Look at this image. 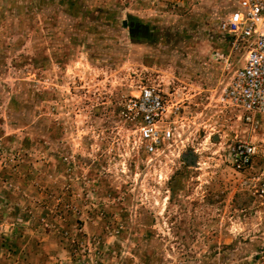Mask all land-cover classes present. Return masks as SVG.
I'll use <instances>...</instances> for the list:
<instances>
[{"label": "rangeland", "instance_id": "obj_1", "mask_svg": "<svg viewBox=\"0 0 264 264\" xmlns=\"http://www.w3.org/2000/svg\"><path fill=\"white\" fill-rule=\"evenodd\" d=\"M236 4L0 0V264H264V198L225 157L264 145L225 94ZM143 86L157 153L125 108Z\"/></svg>", "mask_w": 264, "mask_h": 264}, {"label": "built area", "instance_id": "obj_2", "mask_svg": "<svg viewBox=\"0 0 264 264\" xmlns=\"http://www.w3.org/2000/svg\"><path fill=\"white\" fill-rule=\"evenodd\" d=\"M221 28L231 37L232 48L245 57L244 66L236 70L226 89V98L246 111L242 120L254 130L264 127V0H237ZM125 106L146 152L160 151L163 142L174 135L168 100L161 90L143 86ZM263 147L235 139L227 145L225 157L235 171L246 175L247 187L264 198V163L259 173L253 171L257 161L264 160Z\"/></svg>", "mask_w": 264, "mask_h": 264}, {"label": "water", "instance_id": "obj_3", "mask_svg": "<svg viewBox=\"0 0 264 264\" xmlns=\"http://www.w3.org/2000/svg\"><path fill=\"white\" fill-rule=\"evenodd\" d=\"M124 24H126V21L124 22ZM134 23L132 22L131 25H133Z\"/></svg>", "mask_w": 264, "mask_h": 264}, {"label": "trees", "instance_id": "obj_4", "mask_svg": "<svg viewBox=\"0 0 264 264\" xmlns=\"http://www.w3.org/2000/svg\"><path fill=\"white\" fill-rule=\"evenodd\" d=\"M73 1H75V0H73Z\"/></svg>", "mask_w": 264, "mask_h": 264}]
</instances>
